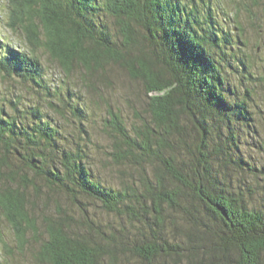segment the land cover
<instances>
[{"label":"trees","instance_id":"16d2710c","mask_svg":"<svg viewBox=\"0 0 264 264\" xmlns=\"http://www.w3.org/2000/svg\"><path fill=\"white\" fill-rule=\"evenodd\" d=\"M3 1L6 25L32 51L1 38L4 76L43 87L34 53L43 48L67 73L118 67L145 95L130 126L107 112L116 186L37 108L0 107V220L17 253L30 248L36 264H264V165L240 150L243 128L257 134L251 109L262 79L245 51L240 8L230 14L213 0ZM246 2L249 12L248 4L264 5ZM236 68L241 93L227 71ZM127 170L133 181L121 178ZM0 248L12 254L1 230Z\"/></svg>","mask_w":264,"mask_h":264},{"label":"rangeland","instance_id":"374dc122","mask_svg":"<svg viewBox=\"0 0 264 264\" xmlns=\"http://www.w3.org/2000/svg\"><path fill=\"white\" fill-rule=\"evenodd\" d=\"M213 1L230 14L235 13L234 6L236 9L240 8L238 22L245 30L244 42L247 45L245 51L253 57L254 75L262 79L254 88V101L257 107L251 109L252 116L257 120L255 124L257 134L252 138L253 133L248 132L250 127L243 128L244 132L240 134V150L251 163L264 165V5L248 4L251 11L249 12L245 8L246 0ZM5 5V2L0 0V44H4L5 41L32 54L30 46L22 40L21 34L17 31L12 32L6 25ZM104 20L109 30L114 33L113 20L111 18ZM34 53L42 65L41 84L44 86L38 87L32 82L6 77L0 73V107L9 111L11 106L9 102H18L21 108H37L43 118L59 127L66 143L78 144L85 149L91 168L103 183L116 186L119 183L118 174L116 167L109 160L110 143L103 134L104 124L107 112L111 109L120 113L126 126L131 125L135 114L142 113L144 109L145 95L141 86L130 80L118 67H107L103 75L100 72L88 74L78 66L67 73L43 48L36 49ZM240 70L236 68L227 71L230 80L233 81L232 84L241 93ZM73 107L82 111L78 117L73 115ZM132 174V170H127L121 178L133 181L135 178L133 179ZM38 185L42 186L40 182ZM0 230L12 251V254H9L0 248L2 264H36L30 248L21 254L17 253L13 234L2 220Z\"/></svg>","mask_w":264,"mask_h":264}]
</instances>
